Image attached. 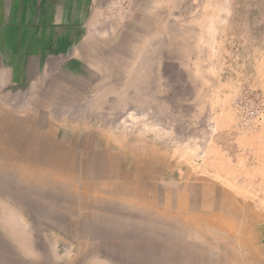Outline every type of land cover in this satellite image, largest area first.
Wrapping results in <instances>:
<instances>
[{
	"label": "rangeland",
	"instance_id": "374dc122",
	"mask_svg": "<svg viewBox=\"0 0 264 264\" xmlns=\"http://www.w3.org/2000/svg\"><path fill=\"white\" fill-rule=\"evenodd\" d=\"M0 49V264H264V0Z\"/></svg>",
	"mask_w": 264,
	"mask_h": 264
},
{
	"label": "crops",
	"instance_id": "0c3cea01",
	"mask_svg": "<svg viewBox=\"0 0 264 264\" xmlns=\"http://www.w3.org/2000/svg\"><path fill=\"white\" fill-rule=\"evenodd\" d=\"M95 4L96 0H0V48L31 41H82Z\"/></svg>",
	"mask_w": 264,
	"mask_h": 264
},
{
	"label": "bare ground",
	"instance_id": "6f19581e",
	"mask_svg": "<svg viewBox=\"0 0 264 264\" xmlns=\"http://www.w3.org/2000/svg\"><path fill=\"white\" fill-rule=\"evenodd\" d=\"M227 226L231 227V225H230V224H227ZM231 228H232V227H231Z\"/></svg>",
	"mask_w": 264,
	"mask_h": 264
}]
</instances>
